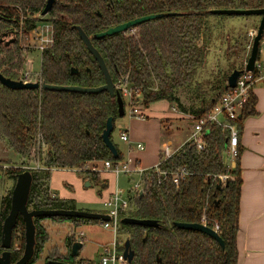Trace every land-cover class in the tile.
I'll use <instances>...</instances> for the list:
<instances>
[{
  "label": "trees",
  "instance_id": "obj_1",
  "mask_svg": "<svg viewBox=\"0 0 264 264\" xmlns=\"http://www.w3.org/2000/svg\"><path fill=\"white\" fill-rule=\"evenodd\" d=\"M46 2L0 0V72L5 77L19 80L25 45L17 39L16 44L6 46L2 39L13 29L27 36L36 27V21L29 16L41 13ZM263 7L264 0H57L48 20L53 28V42L42 54L39 80L59 86H103L105 77L76 27L94 38L96 34L137 18L165 14L127 32L93 39V45L103 57L116 89L121 84L140 89L139 104L143 107L167 101L177 104L184 112L193 113L195 118H205L228 91L229 75L236 69H244V64L234 66L227 77L210 85L209 90L199 84L197 74L206 65L210 53L211 11ZM22 17L28 18L22 22ZM73 68L79 73L73 74ZM187 87L198 95L197 102L189 109L178 96V91ZM255 104L252 96L245 106L247 111L236 122L239 130L244 120L255 114ZM118 117L117 99L108 92L11 90L0 83V137L20 157L37 154L42 166L40 170L31 171L30 209L87 210L80 209L74 200L52 197L51 172L75 170L94 177L101 186L106 183L100 174L91 171V164L123 160L120 150L119 158L114 159L102 139L108 119L114 118L116 122ZM229 139L227 129L209 125L203 150L188 144L179 154L160 164V169L167 172L186 166L191 173L188 178L177 182L174 176L164 179L153 171L144 177L142 194L132 198V210L123 218L153 220L158 226H129L126 240L130 241L134 252L132 264H238L242 187L238 162L242 149L239 147L236 168L231 169L226 163ZM24 171L23 167L8 168L5 175L15 181ZM221 176L228 177L225 183H221ZM12 191L13 187L0 199V254L4 251L2 224L11 210ZM204 217L207 226H218L224 248L204 233L176 225L201 224ZM47 219L76 226L88 221L67 217L35 219L37 243L31 264L40 258L50 239L42 224ZM14 235L20 244L12 248V264L22 257L25 247V223L21 216L13 240ZM75 241V235L67 239V256H49V259L75 264L77 258L70 255ZM119 242V248L124 250V242ZM77 264L90 262L78 260Z\"/></svg>",
  "mask_w": 264,
  "mask_h": 264
},
{
  "label": "crops",
  "instance_id": "obj_2",
  "mask_svg": "<svg viewBox=\"0 0 264 264\" xmlns=\"http://www.w3.org/2000/svg\"><path fill=\"white\" fill-rule=\"evenodd\" d=\"M245 21V35L249 39V42H247V46L244 48L247 57L242 60L240 64H244V68L249 58L248 53L251 48L250 36L253 32H256L261 18L256 16L252 18V20ZM257 62L261 66V76L264 77V44H261ZM216 75L218 76V73ZM252 96L256 100L254 106L255 114L248 116L244 120L242 129L239 130L237 125L239 130V147L242 149V154L238 162L240 164L242 178L239 232L237 236L238 264H264V79L261 78L257 80L253 87ZM141 99L140 97V100ZM160 102L162 101L150 104L149 107L145 108L146 110L142 106L147 116L145 120L135 117L132 118L130 115L129 128L123 132L129 135L130 142H123L120 139L121 145L115 144L123 155L122 161L132 158L137 161L142 168L154 169L161 162L162 147L164 144L171 143L173 149H178V147L191 135L193 126L192 118L195 117L193 113L189 111L184 112L177 104L174 103L171 105L169 102L168 106H163V108H161V106H159ZM181 103L187 109L191 108V106L188 108L183 100H181ZM173 107H176L177 111H173ZM169 108H171L172 113L169 112ZM246 111L247 109H245V111L243 110V112ZM243 112H241L239 117H242ZM138 143L146 145L144 151L137 149ZM226 163L231 169L237 166L236 160L227 155ZM91 166H98V163L94 165L91 164ZM60 171L75 172V170H52L49 189L51 195L54 197L75 200L80 205H96L99 201L97 197L98 193L105 200L114 191L120 192V190L116 188V183L121 175L117 177L111 172H102L100 174L101 180L106 182L102 184V191H97L93 189L92 186L91 188H86L85 178L78 176H75V178L71 180L65 178L66 180L72 181V183H65V186L70 189L69 192L62 185H54L55 183L52 181L54 173ZM81 188H83V190H80ZM78 207L80 209H86L83 206ZM49 222L52 221L48 219L42 221L47 231ZM76 241H78V239H76ZM48 242L45 244L43 253L39 258L45 259L43 264H48L50 261V253H57L54 254V257H65L68 255V247H65L63 253H60L57 248H50V246L46 249ZM77 263L78 258L75 264Z\"/></svg>",
  "mask_w": 264,
  "mask_h": 264
},
{
  "label": "rangeland",
  "instance_id": "obj_3",
  "mask_svg": "<svg viewBox=\"0 0 264 264\" xmlns=\"http://www.w3.org/2000/svg\"><path fill=\"white\" fill-rule=\"evenodd\" d=\"M225 15H213L210 17V25L212 31V39L210 42V53L207 58L206 65L199 70L197 74V79L199 84L204 88V90H209L211 88L210 85L215 84L219 80L228 76L231 69L236 66L240 67L242 60H244L246 56L245 46H247V42L249 39L245 35L246 30L244 25L246 24L245 20H252V18L256 16H225ZM245 22V24H244ZM39 32L37 34L27 35L21 34L19 39L24 45H28L29 49L27 52L23 53V56L27 57L26 65L24 70H30L34 79H37L41 72V64L42 57L40 53V46L46 44V39L52 38V32L47 30V25L44 23H39L38 25ZM259 25L257 26L256 31L258 30ZM251 38V47L254 40V37ZM250 52L248 53L250 56ZM24 68V67H23ZM23 69L19 71L20 77H24L27 79H31L32 75L24 72ZM26 73V75H25ZM218 73V76L216 75ZM230 76V75H229ZM39 80V78H38ZM195 87V86H194ZM178 96L181 100H183L184 104L189 108L197 102V94H194L193 88H182L178 91ZM125 111L126 114L124 117H118L115 122V129L112 133V140L116 145H121L120 136L121 134L128 130L129 128V118H130V102L125 99ZM168 102L162 101L159 103V106L163 108V106H168ZM172 105V104H171ZM146 107H144L145 109ZM146 110V109H145ZM144 110V111H145ZM169 112L172 113L171 108H169ZM134 118V117H132ZM145 148L146 145L144 144ZM44 154V152H42ZM44 155H42L43 157ZM39 157V156H38ZM37 154H32L30 157L23 158L16 155L6 144L5 141L0 137V199L12 188L14 187L15 181L13 179L8 178L5 175V170L8 168H16V167H31L36 164ZM98 166L103 169L104 162H98ZM75 176L85 178V180H91L92 188L97 191H102L101 185H99L96 179L85 173H78L77 171H60L58 173H54L53 183L54 185L63 186L69 192L70 189L65 186V183H72V181L66 179H73ZM66 178V179H65ZM139 181V176L136 174H132L131 176L121 175L116 183V188L120 190V194L124 197H129V193L133 185ZM84 186V184H83ZM80 190H83L81 188ZM61 193V192H60ZM78 193V192H77ZM99 198L98 204L96 205H80L77 202L78 206H83L86 209L95 210V212L106 213L107 208L104 207L103 201L104 199L97 194ZM60 198V197H59ZM61 199V198H60ZM75 201V200H74ZM130 211L123 212L121 214L122 219L124 216L129 215ZM130 225L123 224L121 221L118 227V239L119 241H126L129 227ZM48 232L50 236V241L48 242L46 249L50 246V248H57L60 253H63L66 246V241L69 237L77 235L80 232L85 233V241L83 248L80 251L78 260H87L91 264H98L101 260L102 256V248L111 244L114 240L115 233L111 230H106L99 220H88L81 223L79 227L71 224L70 222H49L48 223ZM20 242L16 239L14 235L13 246L18 247ZM68 249V248H67ZM57 253H50L49 256H54ZM45 259H38L34 264H43Z\"/></svg>",
  "mask_w": 264,
  "mask_h": 264
},
{
  "label": "water",
  "instance_id": "obj_4",
  "mask_svg": "<svg viewBox=\"0 0 264 264\" xmlns=\"http://www.w3.org/2000/svg\"><path fill=\"white\" fill-rule=\"evenodd\" d=\"M56 0H48L47 5L42 12V16L47 15L52 9ZM212 15H225V16H258L261 18L258 30L254 37L251 53L245 65V70L252 72L255 69L256 62L258 61L261 42L264 39V7L260 9H247V10H236V9H227V10H213L211 11ZM165 14L150 15L141 18H137L130 22H126L115 27L108 29L105 32L96 34L93 39H102L117 35L120 33L127 32L137 26H140L149 21L161 18ZM79 36L87 47L89 52L93 55L95 60L98 62V65L105 77V84L96 88H88L81 86H59V85H49L41 82L36 83H24L23 81H16L10 78L5 77L0 72V83L11 90H48V91H69L77 92L83 94H96L100 92H108L112 98H116L119 106V117H124L126 114L125 111V102L121 93L116 89V86L113 82L112 76L109 72V69L99 53V51L94 47L92 38L89 37L80 27H76ZM73 74H78L79 70L73 68ZM243 70H234L228 77L226 88H235L237 81L241 76ZM115 129V119L109 118L106 124V128L102 133V139L110 151L111 156L114 159L119 158V151L117 146L112 140V133ZM0 178L2 176L0 175ZM33 184V174L31 171L26 170L18 175L15 180V184L12 191L11 197V210L9 215L6 217L2 224V249L4 250L0 254V264H12V248H13V234L14 229L17 226L18 219L21 216L25 223V247L22 257L15 264H31L32 259L35 255L36 243H37V226L35 224V219L37 218H54V217H67V218H76L84 220H99V221H110L111 217L107 214L101 212H92L87 210H66V209H30L28 207V201L31 193V188ZM91 181L87 180L85 182L86 188H91ZM103 188V186H101ZM142 194V192H141ZM123 224L126 225H140L144 227H156L158 226L157 221L153 220H140L131 217H125L121 220ZM177 227L194 230L201 233H204L214 239L222 248L225 244L218 231L213 228L202 225V224H187V223H178ZM83 248V242L76 241L71 247V257L78 258L81 249ZM124 257L128 260L129 263H132L134 260V252L131 250V243L129 240L124 242ZM48 264H72L66 261H57L50 260Z\"/></svg>",
  "mask_w": 264,
  "mask_h": 264
},
{
  "label": "built area",
  "instance_id": "obj_5",
  "mask_svg": "<svg viewBox=\"0 0 264 264\" xmlns=\"http://www.w3.org/2000/svg\"><path fill=\"white\" fill-rule=\"evenodd\" d=\"M257 32V31H256ZM256 32L251 34V37H255ZM264 44V39L261 42ZM264 79L261 76V66L256 62L255 69L252 72L246 71L245 68L241 76L237 81L235 88H229L228 91L222 95L219 102L214 106L211 112L205 118H195L193 117L192 132L189 138L181 144L178 149H173L171 143H166L163 145L161 162L154 169L142 168L137 161L129 158L125 161H120L114 163L112 160H107L104 162V168L101 169L98 166H92L91 171L94 173L101 174L102 172H111L115 176L127 175L131 176L136 174L139 176V181L136 182L130 190L129 197H124L119 191H114L111 193L104 201L103 205L107 208V214L111 217L110 221H101V225L106 230H111L115 233L114 240L111 244H107L102 248L101 260L98 264H132L124 257V250H121L120 242L118 239V227L122 219L121 214L126 211L132 210V198L135 197L144 187V177L151 171L159 174L161 178H166L168 175L174 176L175 181L188 178L191 173L186 166L179 168L175 172H167L160 169V164L162 161L173 158L179 154L183 148L188 144H193L198 150H203L205 147V134L208 131L209 125H215L227 129L230 133L229 146L226 155L232 159H237L239 156V130L237 128V120L239 115L245 109V106L251 100L253 95V87L258 79ZM38 80V78H37ZM117 89L121 90L124 102L127 99L130 102L131 117L139 118L145 120L147 118L145 112L142 109L140 103L141 91L140 89L128 87L126 84H121L117 86ZM173 111H177L176 107H173ZM123 142H130L129 135L123 133L120 136ZM137 149L140 151L145 150V146L142 143L137 144ZM34 154V153H33ZM36 164L31 167H25L26 170H40L42 168L39 159H37ZM228 179L227 176H221V183H225ZM54 197V196H52ZM202 225L207 226L206 218L202 219ZM218 231V226L213 228ZM85 233L80 232L77 235L78 241H85Z\"/></svg>",
  "mask_w": 264,
  "mask_h": 264
},
{
  "label": "flooded vegetation",
  "instance_id": "obj_6",
  "mask_svg": "<svg viewBox=\"0 0 264 264\" xmlns=\"http://www.w3.org/2000/svg\"><path fill=\"white\" fill-rule=\"evenodd\" d=\"M47 2H48V0H47ZM47 2H46V5H47ZM56 2H57V0L55 1V3H54V5H53L52 9L50 10V12H49L47 15H45V16H42V15H41L42 12L44 11L45 7H46V5H45V7H44V9H43V11H42L41 13H39V14H37V15H34V16H29V18H30L31 20H35V21H36V22H35L36 27H35L32 31H30V32L28 33L29 35H32V34L34 35V34H37V32H39V28H40V27L38 26L39 23H44V24H46V25H47V30H50V31L52 32V38H51V39L47 38V39H46V44L40 46L41 57H42V54H43V52L45 51V49L49 48V47L52 45V42H53V28H52V24H51L48 20L51 19V18H50V13H51V11L53 10V8H54ZM27 18H28V17H22V22H23V20H26ZM40 30H42V28H40ZM21 34H23V31H20L19 34H18V33H17V30L13 29L12 31H9V34H5L4 38L2 39V43L5 44L6 46H11V45L16 44L17 39L19 40V42H21V40L19 39V36H21ZM92 41H93V38H92ZM29 45H30V44L24 46L23 53L28 51V49H29V47H30ZM23 58H24V65H23L24 68L22 67V69L24 70V69H25V65H26V63H27V62H26L27 57H26V56H23ZM24 72H27V73H29V74L32 73L30 70H24ZM25 75H26V73H25ZM31 75H32V74H31ZM39 77H40V75L38 76V78H39ZM16 81H23L24 83H36V82H41V83H43V82L40 81V80L34 79V76H33V75H32V78H31V79H27V78H24V77L22 76V77L19 78V80H16ZM44 84H45V83H44Z\"/></svg>",
  "mask_w": 264,
  "mask_h": 264
}]
</instances>
